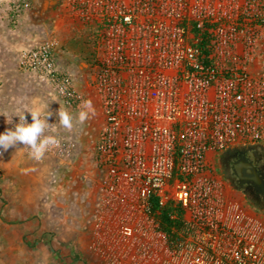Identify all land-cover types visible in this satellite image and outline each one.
Instances as JSON below:
<instances>
[{"label": "built area", "instance_id": "2783aa9c", "mask_svg": "<svg viewBox=\"0 0 264 264\" xmlns=\"http://www.w3.org/2000/svg\"><path fill=\"white\" fill-rule=\"evenodd\" d=\"M71 9L98 56L104 179L92 250L101 264H264V217L215 165L230 148L264 146V0H75ZM52 46L24 63L71 107L81 97L58 75ZM153 201L182 208L175 236Z\"/></svg>", "mask_w": 264, "mask_h": 264}, {"label": "rangeland", "instance_id": "374dc122", "mask_svg": "<svg viewBox=\"0 0 264 264\" xmlns=\"http://www.w3.org/2000/svg\"><path fill=\"white\" fill-rule=\"evenodd\" d=\"M74 2L0 0V132L13 126L11 118L18 122L26 105L42 116L52 112L55 132L45 135L59 141L39 160L27 145L0 149V264H101L92 250L104 179L96 163L103 120L92 87L98 56L89 28L71 14ZM45 44L53 45L58 75L68 76L81 97L71 107L47 73L24 63L23 55ZM85 100L93 112L80 122ZM59 107L71 114V129L59 125Z\"/></svg>", "mask_w": 264, "mask_h": 264}, {"label": "clouds", "instance_id": "9594fccd", "mask_svg": "<svg viewBox=\"0 0 264 264\" xmlns=\"http://www.w3.org/2000/svg\"><path fill=\"white\" fill-rule=\"evenodd\" d=\"M63 94V89H61ZM25 112L22 115H18V122L13 123L11 118L12 127L5 129L4 132H0V149L7 150L9 147L15 148L17 144L27 145L30 148V155L39 160L43 157L44 153L53 146H58L59 141L54 135H45L46 130L55 132L53 124L48 122V118L51 117L49 111L48 115L42 116L41 112L37 110L27 109L25 105ZM93 112L90 101H83L82 110L78 113V120L80 122L85 121L89 114ZM25 113L30 114L31 123L26 119ZM59 117V125L71 129L73 126L72 116L66 110H61L60 107L57 112Z\"/></svg>", "mask_w": 264, "mask_h": 264}, {"label": "flooded vegetation", "instance_id": "af4514ba", "mask_svg": "<svg viewBox=\"0 0 264 264\" xmlns=\"http://www.w3.org/2000/svg\"><path fill=\"white\" fill-rule=\"evenodd\" d=\"M261 149H264V146L248 145L230 148L227 150H232L230 153L225 151L219 156L217 159V167L220 175L232 189L234 188L231 186V183L241 187L240 190L234 189L236 194L242 196L245 200L249 196L257 204L261 205L264 210V158L260 154ZM240 162H248L253 166V172L261 180L260 184L249 179L252 177V174H247L245 169L241 170L242 179L237 176L234 166Z\"/></svg>", "mask_w": 264, "mask_h": 264}, {"label": "trees", "instance_id": "16d2710c", "mask_svg": "<svg viewBox=\"0 0 264 264\" xmlns=\"http://www.w3.org/2000/svg\"><path fill=\"white\" fill-rule=\"evenodd\" d=\"M231 151L229 150L227 152L230 153ZM231 186L236 190L241 189V187H239L238 185H234L232 183ZM246 200L253 208H255L257 212H261L263 210L261 205L257 204L256 201L251 199L249 196L246 198ZM153 205L155 209H158L159 213L157 215V218L160 221L159 223L162 230L165 231V233L169 237L175 236V232L178 231L180 224H182V215H183L182 208L179 206V204H174V203H168L162 208H158L156 206L157 205L156 201H153Z\"/></svg>", "mask_w": 264, "mask_h": 264}, {"label": "water", "instance_id": "95a60500", "mask_svg": "<svg viewBox=\"0 0 264 264\" xmlns=\"http://www.w3.org/2000/svg\"><path fill=\"white\" fill-rule=\"evenodd\" d=\"M235 171L237 173V176L242 179V173H241V170L242 169H245L247 174H252V177L249 178L251 179L252 181H254L255 183L257 184H260L261 183V180L259 178V176H257L254 172H253V166L248 163V162H240L239 164L235 165Z\"/></svg>", "mask_w": 264, "mask_h": 264}, {"label": "crops", "instance_id": "0c3cea01", "mask_svg": "<svg viewBox=\"0 0 264 264\" xmlns=\"http://www.w3.org/2000/svg\"><path fill=\"white\" fill-rule=\"evenodd\" d=\"M16 48H17V50H21V49H19L20 47H18V46ZM256 67L260 70H264V51L261 52L260 55H258V57L256 58ZM245 203H247V202L245 201ZM247 205H249L256 213H259L249 203H247Z\"/></svg>", "mask_w": 264, "mask_h": 264}]
</instances>
